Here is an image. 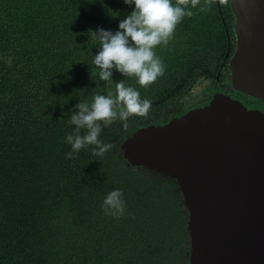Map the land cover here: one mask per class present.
<instances>
[{
    "label": "trees",
    "instance_id": "16d2710c",
    "mask_svg": "<svg viewBox=\"0 0 264 264\" xmlns=\"http://www.w3.org/2000/svg\"><path fill=\"white\" fill-rule=\"evenodd\" d=\"M203 4L182 18L167 46L153 49L166 69L141 87L116 69L111 85L100 80L91 62L99 44L88 35L119 30L134 4L0 0V264L187 262L186 211L175 183L127 166L119 143L152 123L155 108L181 97L177 88L225 68L230 53L224 54L233 46L228 0H212L206 13L199 11ZM124 79L151 100L148 115L130 116L127 128L119 120L104 127L100 139L113 147L103 156L92 155L95 146L89 145L69 158L66 136L75 130V105L91 102L96 92L114 93ZM115 189L126 205L119 218L102 210Z\"/></svg>",
    "mask_w": 264,
    "mask_h": 264
},
{
    "label": "water",
    "instance_id": "95a60500",
    "mask_svg": "<svg viewBox=\"0 0 264 264\" xmlns=\"http://www.w3.org/2000/svg\"><path fill=\"white\" fill-rule=\"evenodd\" d=\"M230 86L264 103V0H229ZM129 163L175 178L187 212L185 264H264V114L214 94L119 144Z\"/></svg>",
    "mask_w": 264,
    "mask_h": 264
},
{
    "label": "clouds",
    "instance_id": "9594fccd",
    "mask_svg": "<svg viewBox=\"0 0 264 264\" xmlns=\"http://www.w3.org/2000/svg\"><path fill=\"white\" fill-rule=\"evenodd\" d=\"M123 2L127 5L134 4L135 8L125 19L119 22V30L115 32L101 28H98L94 32L89 30V37L99 44V51L94 57H92L91 62L99 69L98 78L105 81L108 85L113 83L111 78L112 69H116L125 77H135L137 83L141 87H147L154 83L158 77L162 76L166 69L163 60L155 54L153 49L158 45H168L169 41L177 31L176 26L178 23H180L184 17H192L194 13L191 9L200 5L201 0H177L176 6H173L171 0H123ZM221 2L227 3V0H221ZM211 3L212 0H204V4L199 7V11L205 13L208 12ZM232 17L231 32L234 24L233 14ZM230 52L231 51L229 50L227 54ZM223 70H225L224 73L216 70L211 78H208L205 75L200 76L206 77L207 85L216 88L212 89L213 93L208 96L209 100L207 103H209L214 94L220 93L231 100L239 101V103L247 110H257L255 108L246 107V105L249 104L247 98L252 99L253 102L256 98L243 95L233 89L230 86V80L225 74V72L228 71L226 66ZM216 74H218V80L214 79ZM174 76H177L182 80L181 74L178 75L176 73ZM223 77H225L224 84L228 83L229 86L223 90L224 92H214V90H219L218 88L223 87L224 84L221 83ZM199 88L200 92L191 99L190 102H188L187 97L184 96L188 91L186 90L183 93H180L181 97L177 98L176 101H170L168 104L165 103L159 106L163 111L165 106L168 105L158 116L168 113L169 111L173 112L172 115L164 121H158L155 119L148 125L154 127L165 125L166 127V124L172 119L178 118L190 110L206 106L207 103L205 104V100L203 99L200 101V104H203V106L193 107L194 104H197L195 102L197 97H200L201 87ZM173 89L174 88H171L170 90L172 92H180L182 90L178 88L174 91ZM233 91L237 93H234ZM164 96L165 95L160 97L159 100ZM151 106V100L141 98L139 91L136 88L129 86L125 79L115 83L114 93L108 92L106 95H101L100 92H96L92 96L91 102L86 100L80 101L75 105V111L70 117V124L75 126V130L66 136V143L71 146V151L67 154L68 157L71 158L74 153H79L80 150L89 145L95 146L92 155L103 156L113 147L111 144H106L100 139L103 128L112 125L117 120L121 122L122 127L127 128V122L130 116H147ZM156 122L159 123L156 124ZM81 130L85 131L81 132ZM119 151L121 152L120 149ZM120 156L127 166H130L135 170L152 171V173H156L158 176L162 175L163 177L171 179L176 185V191L179 193L182 202L181 193L175 178L164 175L161 172L150 170L142 164L129 163L122 157L121 153ZM182 206L184 208L183 203ZM125 207L126 205L121 189H115L108 192L102 203L104 214L115 218L124 215Z\"/></svg>",
    "mask_w": 264,
    "mask_h": 264
},
{
    "label": "rangeland",
    "instance_id": "374dc122",
    "mask_svg": "<svg viewBox=\"0 0 264 264\" xmlns=\"http://www.w3.org/2000/svg\"><path fill=\"white\" fill-rule=\"evenodd\" d=\"M178 85H179V82L175 83L171 88H175V87H177ZM203 85H206V82L203 80V76H202V77H197L196 80H194V83H193L192 85H187V86H185L184 89H182V90L180 91V93H183L184 91L188 90L187 93H186L184 96H186L187 99H188V102H190V100L193 99V98H194V97L200 92V88H199V87H201V86H203ZM191 87H192V88H191ZM177 89H178V88H177ZM189 89H190V90H189ZM205 90H206V94H207V96H209V95L212 93V89H211V87H208V88H206ZM247 100L250 101V100H252V99L247 98ZM195 102H196L197 104H200V101L198 100V97H197V99L195 100ZM167 106H168V105L165 106V109H166ZM165 109H164V110H165ZM164 110H163V111H164ZM163 111H161V112H163ZM161 112L159 111V107L155 108V109H154V112L151 113V114H152V117H156L155 119L158 120V121H164V120H166L170 115H172V113H173L172 111H169L168 113H165V114H162V115L158 116ZM157 116H158V117H157ZM155 119H154V120H155Z\"/></svg>",
    "mask_w": 264,
    "mask_h": 264
},
{
    "label": "flooded vegetation",
    "instance_id": "af4514ba",
    "mask_svg": "<svg viewBox=\"0 0 264 264\" xmlns=\"http://www.w3.org/2000/svg\"><path fill=\"white\" fill-rule=\"evenodd\" d=\"M233 49H234V37H233V47H232V50H231L229 56H227V60H228V58L231 56V54H232V52H233ZM227 53H228V51L225 52L224 56H226ZM226 63H227V61L225 62V66H226ZM226 68H227V67H226ZM224 71H225V70H223L222 73H224ZM225 74H226L227 78L229 79L228 71H226ZM206 77H207V76H206ZM206 77H203V80H204L205 82H206ZM214 79H215V80H218V74H216V75L214 76ZM221 81H222L221 83L224 84L225 77H223V78L221 79ZM227 82H228V81H227ZM228 86H229L228 83H226V84L223 85V87L218 88L219 90H214V92H216V91H222V92H224L223 90H224L225 88H227ZM208 87H211V86L207 85V83H206V85L201 86V93H200V97L198 98L199 101H201V100L204 99V100H205V104H206V103L208 102V100H209V97L207 96V94H206V90H205V89L208 88ZM211 89H216V88L211 87ZM227 91H228V90H227ZM225 94H227V93H225ZM232 95H235V94H232ZM201 105L203 106V104H199V106H201ZM246 107H247V108H255V109L259 110L261 113L264 114V103H262L261 101H259V100H257V99L254 100V102H253L252 100H250V101H249V104H247Z\"/></svg>",
    "mask_w": 264,
    "mask_h": 264
}]
</instances>
